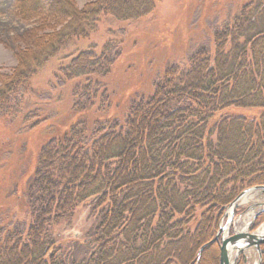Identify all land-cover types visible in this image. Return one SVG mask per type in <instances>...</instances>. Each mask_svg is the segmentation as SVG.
Here are the masks:
<instances>
[{"label":"trees","instance_id":"obj_1","mask_svg":"<svg viewBox=\"0 0 264 264\" xmlns=\"http://www.w3.org/2000/svg\"><path fill=\"white\" fill-rule=\"evenodd\" d=\"M217 1L128 31L156 0H16L38 24L0 69V264L220 263L222 216L264 186V0ZM104 16L114 36L86 43ZM82 205L91 229L62 244Z\"/></svg>","mask_w":264,"mask_h":264},{"label":"rangeland","instance_id":"obj_2","mask_svg":"<svg viewBox=\"0 0 264 264\" xmlns=\"http://www.w3.org/2000/svg\"><path fill=\"white\" fill-rule=\"evenodd\" d=\"M79 7H83L90 1L93 0H75ZM156 8L150 17L147 19H142L138 21H131L127 24L128 31L132 29H154L157 23H162L165 20L174 18L177 13L182 8V5L187 2V0H156ZM217 0H212V3L208 5V9L215 11V6L217 5ZM191 1L189 2L190 5ZM191 6H187V10H190ZM207 9V14L203 16L204 24H208L210 28L215 27V22L212 21V17L209 16ZM191 22L194 23L191 26L196 29L204 30V26H201L199 21H201V9L194 8L191 12ZM198 21V22H197ZM37 21H24L21 20L16 14V0H0V69L3 74H11L13 69L18 65L19 60L17 57L20 49H25L27 47H34L35 41L31 36V30L37 26ZM118 23L115 19L110 16H104L99 21L98 29L93 35V39L85 41L86 43H99L105 42L107 39L114 36L112 34V29L116 30ZM217 26V24H216ZM153 30H150L151 33ZM82 42V41H79ZM22 52V51H21ZM58 61L56 58H52L46 64V66L38 72L35 77V84L43 85V83L48 82L52 79L53 73L58 68ZM1 85V84H0ZM264 196L260 193L249 194L240 204L234 209V215L228 211L222 216L220 226H226V231L232 235L235 232H258L264 233V213H259L250 209L251 205H254L262 200L258 196ZM249 209V210H248ZM90 206L82 205L77 209L75 217L71 223H62L56 230L57 239L62 241V244L67 243L68 245L72 239H83L87 236L88 231L91 229L92 217L89 215ZM259 213V216H256ZM230 223H228L229 219ZM219 231V229H218ZM217 231V233H218ZM225 231V232H226ZM217 235V234H216ZM226 235V233H225ZM217 243V242H216ZM65 245V246H66ZM264 249V245L261 246ZM254 250V249H253ZM248 253H254L250 258L251 264L257 263V250ZM242 256L240 255L235 263L240 260Z\"/></svg>","mask_w":264,"mask_h":264},{"label":"water","instance_id":"obj_3","mask_svg":"<svg viewBox=\"0 0 264 264\" xmlns=\"http://www.w3.org/2000/svg\"><path fill=\"white\" fill-rule=\"evenodd\" d=\"M256 192L264 194V186H255L241 192L228 208V211L232 214V216L234 215V209L240 204V202L243 201L249 194ZM258 197H261L262 200L254 205H251L249 208L255 211L259 209V213H264V196L259 195ZM259 213L256 216H259ZM230 220L231 218L229 219L228 223H230ZM226 228V226L221 225L216 237L212 240V243L217 242L220 246L219 264H234L235 260H237L240 255L244 256L245 261L248 263L250 257H252L254 254L248 253L252 252L248 251L251 249L257 250V263L261 264L264 254V249L261 248V246L264 245V233L241 231L230 235L226 231ZM203 248L201 249V252L203 251Z\"/></svg>","mask_w":264,"mask_h":264},{"label":"flooded vegetation","instance_id":"obj_4","mask_svg":"<svg viewBox=\"0 0 264 264\" xmlns=\"http://www.w3.org/2000/svg\"><path fill=\"white\" fill-rule=\"evenodd\" d=\"M241 259L245 262V264H251V261L250 260L248 261V263L245 261V257L244 256H242ZM261 264H264V254H263V258H262Z\"/></svg>","mask_w":264,"mask_h":264}]
</instances>
